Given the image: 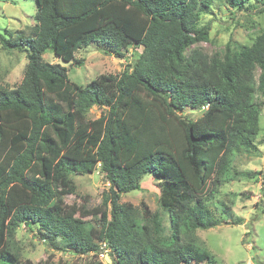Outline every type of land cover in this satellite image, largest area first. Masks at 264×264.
<instances>
[{
    "label": "trees",
    "instance_id": "16d2710c",
    "mask_svg": "<svg viewBox=\"0 0 264 264\" xmlns=\"http://www.w3.org/2000/svg\"><path fill=\"white\" fill-rule=\"evenodd\" d=\"M35 1L30 32L0 35L5 50L27 58L17 88L0 84V264H20L21 225L55 251L107 250L113 264H216L196 232L220 226L207 200L231 180L239 154L257 151L264 33L251 46L229 43L210 56L195 47L210 41L201 19L214 0ZM226 1L239 11L251 2ZM115 4L137 12L139 26L110 18ZM92 45L120 60L131 49L141 53L121 74L86 86L43 58L56 53L82 67L74 53ZM95 107L106 112L90 120ZM188 109L203 117L181 114ZM96 172L110 184L100 220L88 226L61 214L59 185L71 194L72 175ZM145 176L158 182L169 233L159 212L121 203Z\"/></svg>",
    "mask_w": 264,
    "mask_h": 264
},
{
    "label": "rangeland",
    "instance_id": "374dc122",
    "mask_svg": "<svg viewBox=\"0 0 264 264\" xmlns=\"http://www.w3.org/2000/svg\"><path fill=\"white\" fill-rule=\"evenodd\" d=\"M262 3L261 0H251L250 6L239 11L226 0H214L208 14L201 19V25L210 28V41L195 48L212 56L216 53L224 54L229 43L232 47L251 46L264 33ZM36 10L35 0H0V35L8 38V33L15 36L20 31L30 32L36 24ZM106 12L110 18H127L131 22L134 18L136 25L140 24L141 17L137 12L130 13L117 4ZM140 53V49H131L120 60L92 45L74 53V59L84 61L82 67H76L73 61H65L56 53H46L43 58L49 63L66 67L71 81L86 86L102 74H121L128 65L134 63ZM26 66L25 53L7 51L0 44V84L3 87L17 88L24 78ZM260 74L257 71V79ZM256 98L261 107L257 151L251 155L239 154L235 158L231 180L221 187L215 197L207 200L220 226L196 232L216 264H264V93L258 92ZM105 112L104 108L95 107L88 117L96 120ZM203 113L201 110L188 109L181 114L195 121L203 117ZM64 185L62 183L58 187V192L64 193L66 206L59 209L60 213L83 219L88 226L95 225L101 218L103 195L110 189L104 176L98 172L93 175H72L71 194H66L68 188ZM160 194L158 182L152 176H145L141 190L123 195L121 203L131 204L140 211L145 205L151 212H159L165 231L169 233V219L162 209ZM15 243L20 264H109L106 260L107 250L89 255L58 252L39 238L36 229L32 231L25 225L17 229Z\"/></svg>",
    "mask_w": 264,
    "mask_h": 264
},
{
    "label": "water",
    "instance_id": "95a60500",
    "mask_svg": "<svg viewBox=\"0 0 264 264\" xmlns=\"http://www.w3.org/2000/svg\"><path fill=\"white\" fill-rule=\"evenodd\" d=\"M107 262L109 263V264H113V260L110 258V256H109V254H107Z\"/></svg>",
    "mask_w": 264,
    "mask_h": 264
}]
</instances>
